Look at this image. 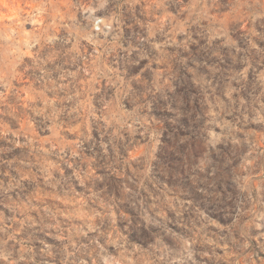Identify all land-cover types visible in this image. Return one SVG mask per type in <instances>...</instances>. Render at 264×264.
Segmentation results:
<instances>
[{
  "label": "rangeland",
  "instance_id": "1",
  "mask_svg": "<svg viewBox=\"0 0 264 264\" xmlns=\"http://www.w3.org/2000/svg\"><path fill=\"white\" fill-rule=\"evenodd\" d=\"M0 264H264V0H0Z\"/></svg>",
  "mask_w": 264,
  "mask_h": 264
}]
</instances>
